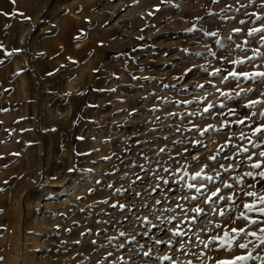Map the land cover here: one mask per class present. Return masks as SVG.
Instances as JSON below:
<instances>
[{"label": "rangeland", "instance_id": "rangeland-1", "mask_svg": "<svg viewBox=\"0 0 264 264\" xmlns=\"http://www.w3.org/2000/svg\"><path fill=\"white\" fill-rule=\"evenodd\" d=\"M253 28L264 0H0V264H264Z\"/></svg>", "mask_w": 264, "mask_h": 264}, {"label": "snow or ice", "instance_id": "snow-or-ice-1", "mask_svg": "<svg viewBox=\"0 0 264 264\" xmlns=\"http://www.w3.org/2000/svg\"><path fill=\"white\" fill-rule=\"evenodd\" d=\"M14 2H15V0H13V3H14ZM213 2L216 3V2H218V0H213ZM238 10H239V9H237V11H238ZM21 15H22V14H21ZM256 18H257V19H260V17H256ZM245 22H246V21H243V20L240 21L241 24H244ZM241 31H242V29H240V28L233 29V32H234V33H239V32H241ZM257 32H264V28H253V29H251V30L248 32V35H249V36H252V35H254V34L257 33ZM210 35L215 36L216 33H211ZM261 40L264 41V36L261 37ZM217 43H219V41H217ZM238 47H239V46H238ZM250 59H251V58H250ZM236 63H237V64H240V63H243V61H236ZM229 76H232V77L237 78V79H238L240 76H243V77L246 78V79L264 78V72H257V73H252V74H249V73L230 72V73H229ZM227 78H228V77H225V81L227 80ZM237 95H239V93H237ZM257 103H260V101H259V100H257V101H251V102H250L248 105H246V106H247V107H251L252 105L257 104ZM221 106H223V105H221ZM209 107H211V106H209ZM205 111H208V109L206 108ZM253 115H254V113H253ZM261 115H264V113H262ZM249 119H250V117H249ZM240 123H244V121L241 120ZM261 131H264V126H258L257 128H255V129L253 130V135H255V134H257V133H260ZM244 151H247V149H244ZM260 155H261V157H264V152H261ZM212 159H215V157H212ZM248 159L251 160L252 157L250 156V157H248ZM262 163H264V161L253 163V164L251 165V167H252V168L259 169V168H261ZM197 175H199V174H197ZM245 175H247V176H253V173H252V172H248V173H246ZM257 175H259V177H260L261 179H264V171L259 172ZM253 178H255V177L253 176ZM208 179H212V178L209 177ZM240 182L242 183L243 181L241 180ZM189 187H191V186H189ZM225 187H231V185H225ZM218 192H219V189H217V192H216V193H212V195H213V196H217ZM245 194H246L247 196H256V195H257V194L254 193V192H248V193H245ZM137 195H139V194H137ZM193 199H196V197H193ZM230 199H231V198H230ZM259 200H260V203H261V204H264V196H260V197H259ZM157 203H159V201H157ZM115 206H116V205H113V207H115ZM120 207H121V209H123V208H124V205H120ZM244 207H245L249 212H252L253 210H257V211H259L261 214H264V207H261V208H259V209H256V205H255V203H253V204H245ZM195 211H196L197 213H199V212H201L202 210L199 209V208H197V209H195ZM220 215H221V216H224L225 213H224L223 211H221V212H220ZM241 218L248 219L247 217H245L244 213H241ZM145 219H147V218H145ZM250 222H251L252 224L257 223L256 220H251ZM260 231H261L262 233H264V228H262ZM232 232L235 233L236 236H235V237H230V236L228 235V233L225 232V236H224L223 240L221 241V246L228 245V246L230 247V246L232 245V243H233V240L237 239V238L240 236L241 233H244V234H247V235H251V236H253V237H257V233H255V232H246L245 229H232ZM177 234H179V233H177ZM121 235H124V233H121ZM217 239H219V238H217ZM257 239L260 240V243H261V244H264V236L257 237ZM209 242H211V241H209ZM156 243H161V241H156ZM205 246H207V245H205ZM239 246H240L241 248H246V247H247V244H240ZM145 255H147V253H145ZM249 258H250V257H248V256H241V257H237L236 260H246V259H249ZM165 259H168V257H165ZM218 264H235V261H221V262H218Z\"/></svg>", "mask_w": 264, "mask_h": 264}, {"label": "bare ground", "instance_id": "bare-ground-1", "mask_svg": "<svg viewBox=\"0 0 264 264\" xmlns=\"http://www.w3.org/2000/svg\"><path fill=\"white\" fill-rule=\"evenodd\" d=\"M69 87H70V89L74 88L73 84H70V86H69Z\"/></svg>", "mask_w": 264, "mask_h": 264}]
</instances>
